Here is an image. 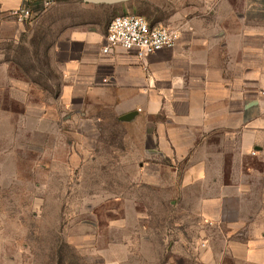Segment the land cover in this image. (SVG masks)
<instances>
[{
	"label": "crops",
	"instance_id": "obj_1",
	"mask_svg": "<svg viewBox=\"0 0 264 264\" xmlns=\"http://www.w3.org/2000/svg\"><path fill=\"white\" fill-rule=\"evenodd\" d=\"M163 1H82L90 13L50 50L59 90L50 104L36 105V120L44 132L68 134L64 163L78 166L96 148V133L118 126L130 144L136 194L126 197L125 212L134 226L168 212L190 214L221 236L189 238L175 224L173 237L162 217V243L191 246L184 254L203 264H264V232L246 231L255 217L245 200L251 190L238 182L248 160H260L248 156L264 141V0ZM26 6L25 22L50 7L0 0V24ZM126 7L152 25L178 28L176 46L146 58L122 47L103 52L110 23L104 11L118 15ZM165 255L159 259L184 261Z\"/></svg>",
	"mask_w": 264,
	"mask_h": 264
},
{
	"label": "rangeland",
	"instance_id": "obj_2",
	"mask_svg": "<svg viewBox=\"0 0 264 264\" xmlns=\"http://www.w3.org/2000/svg\"><path fill=\"white\" fill-rule=\"evenodd\" d=\"M82 3L55 0L35 20L21 24L10 12L0 24V264H177L159 259L163 253L183 257L182 264H203L184 254L191 246L162 243L161 218L173 237L179 234L175 224L194 239L221 236L219 228H204L177 212L134 226L125 212V199L136 187L124 130L106 125L78 166L64 163L68 134L44 132V122L36 120V105L50 104L59 90L50 50L90 13ZM104 12L110 22L115 14ZM248 157L260 160H248L239 173L238 182L251 190L247 211L255 214L246 231L264 232V141ZM114 207L118 214L109 211Z\"/></svg>",
	"mask_w": 264,
	"mask_h": 264
},
{
	"label": "built area",
	"instance_id": "obj_3",
	"mask_svg": "<svg viewBox=\"0 0 264 264\" xmlns=\"http://www.w3.org/2000/svg\"><path fill=\"white\" fill-rule=\"evenodd\" d=\"M27 2H41L44 7L53 4L55 0H26ZM20 22H25L31 16V9L20 7L11 11ZM178 28L152 25L144 16L136 13L115 15L109 25L106 44L103 52L114 47L134 50L140 58H146L163 49L174 48L180 38Z\"/></svg>",
	"mask_w": 264,
	"mask_h": 264
},
{
	"label": "water",
	"instance_id": "obj_4",
	"mask_svg": "<svg viewBox=\"0 0 264 264\" xmlns=\"http://www.w3.org/2000/svg\"><path fill=\"white\" fill-rule=\"evenodd\" d=\"M82 1L87 4H119V3L129 2L132 0H82ZM135 114L136 112L129 113L126 116H124L122 120L124 121L129 120L132 117H134Z\"/></svg>",
	"mask_w": 264,
	"mask_h": 264
}]
</instances>
